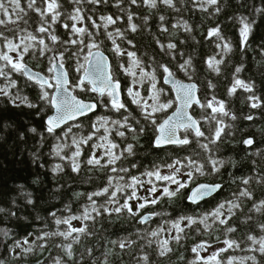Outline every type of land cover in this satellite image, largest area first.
Masks as SVG:
<instances>
[{"label": "trees", "instance_id": "trees-1", "mask_svg": "<svg viewBox=\"0 0 264 264\" xmlns=\"http://www.w3.org/2000/svg\"><path fill=\"white\" fill-rule=\"evenodd\" d=\"M64 8L71 10L68 0H61ZM23 3V0H22ZM219 6L221 11L214 12V8ZM264 6V0H220L219 5L208 6L206 3L201 7L197 0H176V7L179 11L164 5L157 0L156 8H149L145 3L137 5H129V0H124V4L120 7L115 6V0H108V3L94 6L92 4H84L82 7L85 11V20L77 23L78 27L87 25L92 29L90 20L91 16L96 19L98 24L104 22L99 20L100 15H113L122 19L118 20L115 25H110L107 31L120 29L124 32L126 39L117 38V43L122 49L135 52L137 58L142 61V67L145 69H156V76L159 80L157 88H164L165 94L161 95V102L169 97H174L170 87L163 83L162 70L159 65L165 64L176 73V78L184 82H194L200 87L202 102L215 96L218 100L226 102L227 109L236 115V119L232 120L230 116L222 117L230 128H225L224 135L216 144H209L213 149L212 153L205 152L194 141L193 144L184 147H172L169 149H157L153 146V137L155 135L154 127L146 122L138 106L131 103V97L127 95V88L133 87L139 91L141 96L147 97L150 94L151 81L145 79L143 84L135 83L133 80L139 79L141 69H135L137 76L131 77L120 67H131V58L127 55L119 56L112 49L113 45L107 38L105 29L101 27L96 38L102 41L100 50L105 52L112 61V72L123 85L125 98L132 115L139 121L138 127H143L144 131L138 133V139H132L133 133L129 132L126 137L117 135V131H124V128L113 126L109 121L108 127L111 134L103 128L97 133V137L108 136V138L122 149L125 145L131 143L136 145L134 155H126L121 158L115 165L117 168L125 167L131 169L132 175H141L145 170L154 168L156 165H162L165 162H171L175 158L183 159L186 156L199 154L201 162L205 164L204 175H196V179L189 189H183L176 197H164L160 203L148 205L141 211V215L146 213H160L155 216L154 221L150 224L143 225L139 223V217L131 216L126 210L121 213H113L109 216L107 213L97 217L95 221H87L89 230L94 234L91 236H82L80 243L73 245V252L79 258L83 254V264H102L105 256L108 264H142L138 259L142 253L149 255L150 264H192L196 260L197 254L192 251L193 247L202 241H210L212 246H216L225 238H234L237 240H245L242 248H246L248 242L246 236L249 232L260 235L256 224L264 221V216L259 213H249L252 207V200H243L242 211H237L230 224L237 227V232L226 234L224 229L227 225L218 223L212 226V231L205 229L203 224L192 225L181 233L183 239L179 244H170L173 251L166 256L158 254L159 241L165 238L170 239L176 234L175 229L170 230L172 221L181 216H196L199 218L202 214L213 210L218 203L224 200H231L235 197L233 193H237L241 188L245 187L241 183L240 178L256 176L264 174V106L252 108L249 100L251 96H259L264 101V15L255 12V8ZM204 8H207L205 11ZM94 9V11H91ZM129 12L134 13L133 21L138 25L137 31L132 32L129 28L127 16ZM245 15L249 21H255L250 33L247 45L242 49L240 45V24L235 17ZM164 16V21L159 19ZM144 17H148L145 22ZM27 24L23 21L19 22V27L35 33L38 24L41 22L34 12H29L25 17ZM63 19V18H62ZM191 27V31H185L183 23ZM71 24L72 22L69 21ZM219 26L224 36L232 43V51L223 54V50L217 47L220 41L216 37L209 38V30ZM11 27V25H9ZM167 27V31L162 28ZM54 34L60 39H75L69 31L64 29L60 24L54 25ZM3 30V29H0ZM26 33L21 32L20 35ZM6 35H12L6 33ZM51 47L54 52H63L65 54L64 65L69 71L71 82L75 84L81 72L75 71L79 62H83V54L79 52L80 45H65L63 43L52 44L49 37L40 34ZM88 42V37H84ZM131 40L134 47L127 43ZM174 43L177 45L175 49H168L167 44ZM160 44H164L165 48H161ZM39 47V46H38ZM87 49H85V53ZM219 53V54H218ZM52 53L41 56L39 51L32 55L31 51L25 56V61L36 71L42 72L47 76L52 73L47 72ZM213 56L216 59H223L220 72L216 73L207 64V60ZM191 58L192 66L195 69L191 73V79L183 72L178 70V66L185 60ZM242 67L243 71L236 73L235 69ZM240 78L246 83L253 84V91L249 92L245 89L238 88L237 92L229 95V89L235 78ZM13 79L18 82V87L12 89L13 93L19 96H27L28 99L38 104V108L28 107L26 104L17 100L19 107L10 103V98L0 97V208L4 211L0 212V229L6 230L8 235L5 236L0 232V241L4 245H12L14 241L23 242L28 238L32 243L37 236L43 232H54L57 228L63 230L66 225H55L53 217L50 213L55 212L57 217L66 218L71 215H81L85 206L90 205L88 195L92 192L99 191L108 184L110 173L109 168H101L95 165H88L86 160L95 153L98 157L104 153V149H97L96 144L102 143L100 139L94 137L88 144H81L82 155L77 158L81 165L79 173L74 172L71 167V161L65 157L71 156L76 151V145L72 143L73 137L77 140L80 137H87L94 131L92 124L99 117H111L113 120L121 119L126 112L121 110L116 112L111 108L99 107V111L88 118L82 119L70 125H79L73 127L72 132L67 137L63 135L65 128L54 134L47 133L46 120L52 114V107L47 102L40 100L41 89L38 85L29 82L26 77L15 74ZM209 82L215 85V88L209 87ZM6 81L0 80V84ZM86 87L88 85L86 84ZM52 91V90H49ZM75 94L85 101H97L101 98L97 93L88 91L75 90ZM105 100L107 98H104ZM151 104L152 101L148 100ZM176 107V105H174ZM173 109L167 112L157 113L156 119L159 122L167 115H170ZM210 109H201L196 107L193 115L197 118L208 115ZM252 115V120L246 119ZM130 123H134L131 117ZM135 126V125H134ZM215 122L201 121V130L205 131L206 136L210 137ZM35 128L37 131L32 132ZM253 138L255 143L247 146L243 143L245 139ZM202 142L207 143L205 138H199ZM57 144L65 145L60 155L56 154ZM118 151V150H113ZM259 153V155H257ZM212 155L224 162V167L219 172H212L207 163V156ZM108 157H105L101 163H105ZM255 161V163H253ZM133 163L136 167L133 168ZM56 165H60L62 171H54ZM111 167V166H109ZM168 172V169H163ZM121 175H125L121 173ZM128 177L125 175V181ZM125 181H121L124 183ZM165 182H157L158 187H162ZM222 184L224 187L208 202L197 207L187 202L189 191L197 184ZM253 192L255 199H264V183L254 179L247 185ZM175 188V185H172ZM127 193V189L125 190ZM140 190L138 195L141 196ZM30 194V195H28ZM160 195V193H157ZM97 205L105 202V196L93 197ZM32 202L29 203L28 201ZM121 199V203H123ZM116 205H110L115 207ZM103 211V210H101ZM10 213H15L11 215ZM95 215V213H93ZM247 215L254 217L253 221L247 224L241 221ZM169 223L165 224L164 222ZM83 222L80 220L73 221V226L79 227ZM211 224V220H209ZM163 226L165 231L159 237L150 238L154 241L151 246L146 244V240L141 237L145 236L147 231ZM183 226V225H182ZM219 237V241L216 240ZM121 240L135 241L131 247L124 250L118 247L117 243ZM46 243V247L40 250L39 245ZM67 243L63 237L53 236L46 241L36 240V250L32 253L23 254L20 249H16L20 253L17 258L15 254H11L4 245H0V258L5 264H51L54 256H62L64 253L57 245ZM223 245V244H222ZM27 247V245H25ZM88 249L92 250V254L88 255ZM224 256H249L257 255L246 250H229ZM223 258V257H222ZM74 264V262H70ZM251 264V262H249Z\"/></svg>", "mask_w": 264, "mask_h": 264}, {"label": "snow or ice", "instance_id": "snow-or-ice-1", "mask_svg": "<svg viewBox=\"0 0 264 264\" xmlns=\"http://www.w3.org/2000/svg\"><path fill=\"white\" fill-rule=\"evenodd\" d=\"M145 3L149 8L157 7V0H129V5H137L138 3ZM161 3L167 5L176 11L179 9L176 7V0H160ZM92 4L98 6L101 4L108 3V0H68L71 10L64 8L61 0H0V80L6 81V83L0 84V97L10 98V103L19 107L17 100L20 103L26 104L31 108H38V104L32 103L27 96H19L17 93H13L12 89L18 87V82L13 79L15 74H19L22 77H26L29 82H34L41 89L40 100L47 102L52 108L55 109V115L49 116L46 121L47 133L54 134L57 129H60L62 125L67 124L69 121H75L80 117L87 116L97 110L98 107L111 108L116 112L123 110L127 113L124 115L122 120H113L111 117L99 116L92 124L94 129L87 137H80L77 140L75 137L72 139V143L76 145V151L71 156L65 157L71 161V167L74 172L79 173L81 165L77 158L82 155L80 148L81 144H88L89 141L97 137V133L103 128L106 132L111 134V129L108 127L109 121L112 125L124 128V131H117V135L120 137H126L129 132L133 133L132 139H138V133L144 131L143 127H138L139 121L136 120L128 104L122 99L121 82L117 79L111 68V64L108 58L100 51L102 41H98L96 36L99 33L101 27L105 29V33L108 39L111 40L113 45V51L119 56H125L131 58V67H124L123 64L120 67L123 68L124 72L135 78L137 73L135 69L140 68L141 73L139 79L133 80V84H143L145 79L151 81L150 94L147 97L141 96L139 91L133 89V87L127 88V95L131 97V103L138 106L141 110L143 119L153 125L155 135L153 137V146L155 148H164L167 146H179L184 147L193 144L195 141L200 148L207 153H212L213 149L209 147V144H216L220 141L221 136L225 133V128H230L231 125H227L222 117L230 116L232 120L237 117L234 113H231L230 109H227L226 102L224 100H218L215 96L211 99H206L204 102L201 101L198 96V86L195 83H184L182 80L176 78V73L165 64L159 65V68L164 74L162 76L165 84L172 85L175 89L176 95L169 97L161 102V95L165 94L164 88H157L159 80L156 76V69H145L142 67V61L137 58L135 52L127 51L121 48V45L117 43V38L126 39L124 32L120 29H114V31H107L110 25H115L118 20L122 19L113 15H100L99 20L104 23L98 24L96 19L88 16L92 29H89L87 25L78 27L77 23H82L85 20V9L82 7L84 4ZM197 3L203 7L206 3L208 6L219 5L220 0H197ZM124 4V0H115V6L120 7ZM206 11L207 8H204ZM34 12L40 19L35 33L28 31L26 28L22 29L19 27V22L23 21L24 24L28 23L25 19L29 12ZM91 11H94L92 9ZM221 8L219 6L214 8L215 13H219ZM255 12L264 15V6L255 8ZM135 14L129 12L127 19L129 21V28L132 32H136L138 25L133 21ZM63 18V19H62ZM148 17H144L147 22ZM159 19L164 21L165 17L160 16ZM240 24V45L243 49L248 42L250 33L252 31L253 24L255 21H249V18L245 15H239L235 17ZM69 21L72 23L70 24ZM60 24L64 29L68 30L71 36H75V39L61 40L56 34H54V25ZM11 25V27H9ZM185 31H191V27L187 22L183 23ZM163 31H167V27L162 28ZM26 33L20 35V33ZM11 33L12 35H6ZM45 34L49 37L53 45L56 43H63L65 45H80L77 59L79 55L83 54V62H79L75 71L81 72L82 75L77 78L75 84L71 87L68 71L65 69L64 61L65 54L63 52H54L53 47L46 43L43 36ZM88 37V42H85L84 37ZM209 38L216 37L220 43L217 44L218 48L223 50V54H227L232 51V43L227 39L221 31L219 26L212 28L208 33ZM129 45L135 46L131 40H128ZM39 46V47H38ZM160 47L165 48L164 44H160ZM168 49H175L177 47L174 43L166 45ZM85 49L87 52L85 53ZM95 50V51H94ZM32 55L39 51L41 56H46L48 53H52L50 58L49 67L47 68L48 73H52L51 76H47L42 72L33 71L28 63L25 61V56L29 53ZM219 54V53H218ZM224 60L216 59L213 56L207 60V64L216 73L220 72V65L223 64ZM178 70L183 72L189 79H191V73L195 71L192 66L191 58L185 60L178 66ZM243 71L242 67L235 69L236 73ZM86 84L88 87H86ZM210 88H215V85L209 82ZM81 91H88L97 93L101 99L95 102L85 101L80 99L72 93L76 89ZM238 88L245 89L246 91H253V84L246 83L240 78H235L233 84L229 89V95H233L237 92ZM52 90V91H49ZM104 98H107L106 100ZM148 100L152 103L149 104ZM249 100L252 101L250 107L259 108L264 106V101L260 100L259 96H251ZM178 107H174L177 105ZM198 106L201 109H210L208 115L201 116L199 118L193 116L189 109L193 105ZM169 109H173L170 115L159 122L156 119L157 113L167 112ZM131 117L134 123L129 122ZM255 117L249 115L246 117L248 120H252ZM201 121L215 122V127L212 129L211 136H206L205 131L201 130ZM135 125V126H134ZM73 127H79V125H69L64 130L63 135L68 136L72 132ZM32 132H36L35 128L31 129ZM199 138H205L208 142H202ZM102 143L95 145L97 149L103 148L105 151L101 156H97L92 153L91 156L86 160L88 165H95L101 168H109L110 173H116V175H109L107 186L103 187L99 191L92 192L88 195V200L91 202L89 206H85L81 215H71L66 218L57 217L55 212L50 213L54 219L55 225H66L67 227L63 230L57 228L54 232H43L40 236H37L32 243H29L28 238H25L23 242L14 241L12 245H4L3 241H0V245H4L8 248L11 254H15L17 258L20 257V253L16 252V249H20L21 253L27 254L32 253L36 250V240L46 241L53 236L63 237L67 243L57 245L63 251L62 256H54L51 259V264H83V254L79 258L73 252V245L80 243L82 236H91L94 233L89 230L87 221H95L97 217L107 213L111 216L113 213H121L127 211L131 216L139 217V223L150 224L154 216L161 215L160 213H147L141 215V211L148 205H155L160 203L164 197H176L181 190L189 189L196 179V175H204L205 164L201 162V159L194 158L198 157L199 154L186 156L183 159L175 158L171 162H165L162 165H156L154 168L145 170L141 175H132L131 169L120 167L117 168L115 165L117 162L125 157L126 155H134V149L136 145L127 144L122 149L116 142L110 140L108 136L97 137ZM247 146H251L255 143L253 138H248L243 141ZM65 145L57 144L56 154L60 155L62 148ZM118 150V151H113ZM259 155V153H257ZM108 157L105 163H101L102 160ZM264 158V157H262ZM207 163L210 166L212 172H219L224 167V162L217 158H213L212 155L207 156ZM255 163V161H253ZM111 166V167H109ZM133 168L136 164L133 163ZM163 169H168L167 174H163ZM54 171H62L60 165H56ZM128 179L125 181V175ZM146 178V179H144ZM241 183L245 187L241 188L237 193L232 195L235 197L231 200H224L217 204V206L208 213L202 214L199 218L196 216H181L174 220L170 224V230L175 229L176 234L172 235L170 239L165 238L159 241L158 254L160 256H166L168 253L173 251V247L170 246L173 242L179 244L183 237L181 233L185 232L186 228H190L192 225L203 224L205 229L212 231V226L216 223L220 225H227L224 229L226 234L237 232V227L230 224L229 221L236 216L237 211H242L243 200H252V207L248 210L249 213H259L264 216V199H255L253 192L247 187L254 179L260 183H264V174H258L256 176H249L240 178ZM121 181H125L121 183ZM157 182H165L162 187L157 186ZM148 185L147 195H138L137 189L144 188ZM175 185V188H172ZM224 186L222 184H197L192 187L189 191L187 199L192 204H199L208 197H212L215 193L219 192ZM126 189H131L130 193H126ZM160 193V195H157ZM30 195V194H28ZM105 196L106 200L104 203L97 205L96 200L93 197ZM123 199V203H121ZM132 201H138L135 208L133 207ZM29 203L32 201L29 200ZM110 205H116L110 207ZM103 210V211H101ZM4 209L0 208V212ZM95 213V215H93ZM15 215V213H10ZM252 215H247L241 221V223L247 224L249 221H253ZM80 220L83 223L81 226H73V221ZM211 220V224L209 223ZM169 223L168 221L164 222ZM183 225V226H182ZM256 227L260 231V235L253 232H249L246 236L248 242L246 248H242V244L245 240H237L234 238H225L220 241L224 247L216 248L207 257L201 256L200 252L207 251L209 247H212L210 241H202L193 247L192 251L197 254L196 260L192 261V264H264V221H260L256 224ZM165 231V228L161 225L156 229L147 231L146 235L141 237L146 240V244L151 246L154 241L150 238L159 237L161 233ZM5 236L8 235L6 230L0 229ZM219 241V237H216ZM118 244V247L122 250L131 247L135 241L132 240H121L114 242ZM27 245V247H25ZM46 243L40 244V250L46 247ZM229 250H246L251 253H258L257 255L249 256H224L223 254L228 253ZM92 254V250L88 249V255ZM223 257V258H222ZM142 264H150L149 255L144 252L138 258ZM0 264H5V261L0 258ZM43 264V261L39 262ZM102 264H108L107 257L105 256Z\"/></svg>", "mask_w": 264, "mask_h": 264}, {"label": "water", "instance_id": "water-1", "mask_svg": "<svg viewBox=\"0 0 264 264\" xmlns=\"http://www.w3.org/2000/svg\"><path fill=\"white\" fill-rule=\"evenodd\" d=\"M95 51V50H94ZM100 51H102V50H100ZM103 52V51H102ZM104 53V55L108 58V60H109V62H110V64H111V68H112V61H111V58L105 53V52H103ZM33 71H36L34 68H32L30 65H28ZM65 66V65H64ZM65 69L68 71V69L66 68V66H65ZM36 72H39V71H36ZM68 74H69V71H68ZM178 79V78H177ZM69 80H70V82H71V77H70V74H69ZM180 80V79H179ZM184 82V81H183ZM32 83H34V82H32ZM164 83V82H163ZM184 83H194V82H184ZM35 84V83H34ZM165 84V83H164ZM196 84V83H195ZM71 85H72V82H71V84H70V86L69 87H71ZM166 86H168V87H170L171 88V90H172V92H173V94H174V96L176 95V92H175V89L173 88V86L172 85H169V84H165ZM197 86H198V84H196ZM121 89H122V99L124 100V98H125V94H124V89H123V85L121 84ZM198 89H199V91H198V96L200 97V99H201V94H200V87L198 86ZM73 95H76L75 94V92H73L72 93ZM77 96V95H76ZM99 96V95H98ZM78 97V96H77ZM100 97V96H99ZM80 98V97H79ZM101 98V97H100ZM80 99H82V98H80ZM201 101H202V99H201ZM93 102V101H92ZM177 107H178V104H177ZM196 107H198V106H196L195 104L189 109V112L193 115V110L196 108ZM52 114L50 115V116H52V115H55V109L54 108H52ZM99 111V107L97 108V110L96 111H94L93 113H90V114H88L87 116H84V117H80V118H78L77 120H75V121H69L67 124H64V125H62V127L60 128V129H57V131H59V130H61V129H63V128H65L66 126H68V125H70V124H73V123H75V122H78V121H80V120H82V119H85V118H88V117H90V116H93V115H95L97 112ZM194 116V115H193ZM47 121V120H46ZM56 131V132H57ZM172 147H177V146H167V147H164V148H157V149H169V148H172ZM201 184H209V183H201ZM219 192H217V193H215L212 197H208V198H206L204 201H201L199 204H192L188 199H187V201H188V203L189 204H191V205H194V206H198V205H201L202 203H204V202H206V201H208L209 199H211V198H213L216 194H218Z\"/></svg>", "mask_w": 264, "mask_h": 264}, {"label": "flooded vegetation", "instance_id": "flooded-vegetation-1", "mask_svg": "<svg viewBox=\"0 0 264 264\" xmlns=\"http://www.w3.org/2000/svg\"><path fill=\"white\" fill-rule=\"evenodd\" d=\"M176 107H177V105H176ZM163 174H167V172H166V171H163ZM144 179H146V178H144ZM147 188H148V185H145L144 188H138V189H137V192L139 193L140 190H143V192H141V196H145V195L148 194V193H147ZM130 192H131V189H127V193H130ZM208 201H209V200H208ZM208 201H206V202H208ZM187 202H188V201H187ZM206 202H204V203H206ZM131 203L133 204V207L135 208L136 203H138V201H132ZM204 203H202L201 205H203ZM190 205H191V204H190ZM201 205H198L197 207H199V206H201ZM192 206H194V205H192ZM146 214H147V213H146ZM154 218H155V216L153 217V220H152L150 223H152V222L154 221ZM138 220H139V219H138ZM143 225H147V224H143ZM200 255H201V256L205 255V251L200 252Z\"/></svg>", "mask_w": 264, "mask_h": 264}, {"label": "rangeland", "instance_id": "rangeland-1", "mask_svg": "<svg viewBox=\"0 0 264 264\" xmlns=\"http://www.w3.org/2000/svg\"><path fill=\"white\" fill-rule=\"evenodd\" d=\"M133 89L135 90V88H133ZM220 247H224V245L218 244L216 246L209 247L207 249V251H205V255H203V256L207 257L212 251H214L216 248H220Z\"/></svg>", "mask_w": 264, "mask_h": 264}]
</instances>
